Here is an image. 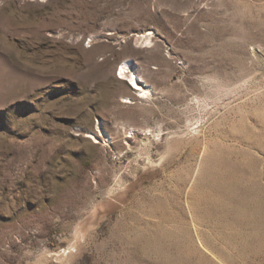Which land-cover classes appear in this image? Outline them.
<instances>
[{"label": "rangeland", "instance_id": "374dc122", "mask_svg": "<svg viewBox=\"0 0 264 264\" xmlns=\"http://www.w3.org/2000/svg\"><path fill=\"white\" fill-rule=\"evenodd\" d=\"M0 264H264V0H0Z\"/></svg>", "mask_w": 264, "mask_h": 264}, {"label": "bare ground", "instance_id": "6f19581e", "mask_svg": "<svg viewBox=\"0 0 264 264\" xmlns=\"http://www.w3.org/2000/svg\"><path fill=\"white\" fill-rule=\"evenodd\" d=\"M140 38H142V40L143 41H145V42H149V36H148V34H145V35H142ZM139 40V39H138ZM150 43V42H149ZM119 71H120V74H121V76L120 75H118L119 76V78H125V80H126V82L128 83V85H129V87L132 89V90H134L136 93H137V95L138 96H145V95H147V93H148V87H144V86H142L140 83H139V78H138V75L136 74V72H134V70L132 69V67H131V65L129 64V61H125L121 66H120V68H119ZM150 89H151V87H150ZM149 94V93H148ZM128 100V99H127ZM190 132H191V130H190ZM195 132V131H194ZM193 132V133H194ZM190 134H192V133H190ZM189 133H188V135H186L185 137H187L189 140H190V136H192V135H190ZM131 136H132V134H131ZM183 136V135H182ZM184 137V136H183ZM182 137V138H183ZM195 137V136H194ZM173 139L175 138V137H172ZM180 138V137H179ZM176 139V138H175ZM193 139V138H192ZM169 140H171L172 141V139L170 138ZM182 140V139H181ZM95 141V140H94ZM174 141V140H173ZM179 141V140H178ZM188 141V140H187ZM169 141H167V143H168ZM182 142V141H181ZM171 142H169L168 144H170ZM176 143V142H175ZM178 145H179V142H178ZM169 146V145H168ZM80 229H82V228H80ZM79 230V229H78ZM82 231H83V229H82ZM82 233V232H81ZM75 241H76V239H78V237H79V233L78 232H76L75 233ZM80 236H81V234H80ZM74 242L71 244V246H74ZM70 246V247H71ZM62 254V253H61Z\"/></svg>", "mask_w": 264, "mask_h": 264}]
</instances>
